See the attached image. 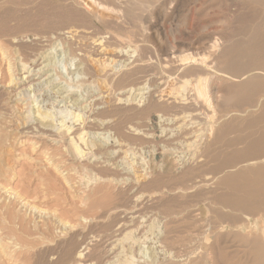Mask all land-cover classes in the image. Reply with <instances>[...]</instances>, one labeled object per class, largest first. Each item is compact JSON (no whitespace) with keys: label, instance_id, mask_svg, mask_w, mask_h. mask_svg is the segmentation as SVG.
Returning a JSON list of instances; mask_svg holds the SVG:
<instances>
[{"label":"bare ground","instance_id":"6f19581e","mask_svg":"<svg viewBox=\"0 0 264 264\" xmlns=\"http://www.w3.org/2000/svg\"><path fill=\"white\" fill-rule=\"evenodd\" d=\"M222 1H224L228 4V6L230 8V12H231L230 16H235L236 20H238V21H236V23H238V22L242 23L245 26V29H243V31L238 32V33H232L230 35L227 34V36H226V33L224 32L226 37L224 36V34L220 33L224 37H222L219 34L221 36V38H216V39H212L211 38L212 35L209 36L210 39H207V37H208L207 36L206 37L207 40H204V41L209 40L208 43L205 42L206 43L205 45L203 43L202 49H199V50H198V46L196 49H193L192 45H189L188 47H186V51L185 50H183L181 52L179 51L180 53H178L174 50L172 51L170 47H173V46L169 47L170 52H168V50H169L168 48H167L168 49L167 51L164 50V52L166 51L169 54H165L166 52L163 53L165 56L163 55L164 58H161V61L160 60L159 61L161 62V64L164 63L165 65L168 66L167 68H165V71L168 75V78H170L169 80H171L172 77L175 74H177L181 69H183V71H182L181 75L178 74L179 75L178 78H176V80H174L175 83L172 81L173 84L169 85V87L167 86L168 87L167 90L163 89V87L166 86V84H167L165 81L167 77L165 78V80L162 78V80L159 82L160 85L158 86L159 91H157L156 94L155 93L153 94V92L150 93V96L148 98V102L145 105V107L143 108V110L141 111V114L143 116L148 115V116H150L149 118L152 117V119H151L152 124L155 127L157 126V129H158V126H159V129H161V135L156 136V140H154V142H155L154 144H155L156 148L162 147L161 149L164 152H168V151H171L174 149V148L171 149L172 146L178 145V144L184 142V143H186V146L191 147L193 150L192 154H188V155H190V157H192V160H194L193 164H189L188 166H186L182 171H180L181 173L178 175L179 182H180V179H182V181L186 180V182H185L186 192H187L186 195H188V197L194 198L192 201L187 203L186 211H185L186 217L184 216L181 219V220H186L185 221L186 222V227H185L186 228V236H181V234L183 235V232H179L177 230V227L176 228L172 227V224L176 223L177 220L179 221V219L177 217L180 215H183L184 214L183 212L185 209L173 210L170 213H168L169 219L166 222V226L163 224V227L165 226V230H162V231H164V236H163V240H160V241H162V244L164 245V246L162 245V248H166V249L167 248L170 249V247L173 248L177 243L182 244V243H187V242L192 241V239L195 238L196 234H200L202 227L204 226V224L200 223L199 219L202 215H205V214H203V212H205V211H203V209L198 207L197 205L200 202H206L207 208L209 210V212L208 211H206V212L209 213V215H207V216L205 215L206 218L204 220L207 221L208 226H209L207 232H209L210 237L214 240L213 247L211 250V251H213L214 255H212V253L205 255L202 264H264V20L261 19V17H255V16H264V0H222ZM173 2H174V0H0V8H1V10H0V31H3L2 29H5V30L9 29L10 30V33L0 34V38L8 37L9 39H7V43H9L11 46L15 47L16 50L17 49L21 50V48L24 49V51L26 50L28 52V58H29L28 62H29V60H31L33 62L35 69H36L39 66L38 65L39 61L44 57V53H42L41 51H43L44 48H46L50 44H52V42L54 43L55 40L62 41V42L63 41L71 42V40H74L73 38L76 36H81V37L82 36L88 37L89 35L93 36V35H91L92 33L89 32L92 29L90 30V28H87V27L77 26V28H72L73 26H70V25H69L70 27L66 26L68 28H60L61 27L60 26L59 29L56 28V26L49 27V26H53L52 23L55 20L50 21L51 20L50 18H53V17L48 16L49 18L47 19L46 18L47 16L45 14L50 13V15H51V13H52V15H54V14L58 13V14H61L62 16H66L68 18V20H71L72 18H74L73 16H82L84 18V20L90 24H92L94 21H97V22H99V24L101 23L103 26H106L108 29H110L111 32H109V35H110L109 37H107L106 35H104V36L100 35L101 37L98 36L99 38H96L95 40H93L94 43L92 45L93 47L91 48L92 51L88 52L90 55L88 57H86V56L82 57L83 60L85 58L86 63H88V64L85 63L86 71H88L89 73H92V74L94 73L91 70V67H90L91 64L89 65V63H91V62L90 61L88 62V59L91 58L93 66L95 65L98 68V70H97L98 73L102 74L101 76H104L105 80L102 81V83H100V85L101 84L105 85V82L110 80L109 78L112 76V75L110 76L111 69H113V67H115V65H117L118 63L120 65L125 64V62L128 61L127 56L130 54H133L134 57H132V59L134 58V61L132 62V65L136 64L138 62L139 63L137 65H135L134 67H132L133 68L132 70L123 74V77L121 78V80L118 79V80H120L119 82L117 80V82L119 84L116 82L118 84V86L121 85L120 87H122L123 90L125 88L129 89L130 84L134 85V82L136 80H138V82H139V80H141V79H138V77L141 76L139 73L143 72L146 69L148 70L147 67L149 65L145 66L144 63L147 59H149V56L151 53L150 48H146V46H144V45H139V44L135 43L134 40H136L137 38L135 39L134 36L136 35V33H139V31H142L144 27L142 28L141 25L137 26L138 24H136L137 22L134 20L138 19L137 21H140L143 18L141 16H145V17L146 16H149V17L158 16L159 19L162 18L163 20H165L168 16H171V14L173 13L170 11L172 9V7H169V6H171V4ZM207 4H208V2H207ZM9 5H11L12 7H9ZM180 5L181 4H179V6ZM222 7H224V6H222ZM175 8H176V5H175ZM182 8H183V6H182ZM224 9H225V7H224ZM178 10L176 12H178ZM181 11H183V10L181 9L180 12ZM226 11L229 12L228 10H226ZM183 12H182V14H184ZM138 14L140 15L141 19L136 18V19L132 20L133 22H136V23H134L136 25H134V24H132L133 22L131 21V19L134 16L137 17ZM185 14H186V12H185ZM175 15H178V14L176 13ZM35 16H39L40 19H42L43 16L45 18L42 19L43 21H39L38 23L33 24L32 22L38 18V17L35 18ZM55 16H56V19L61 17V16L57 17V15H55ZM53 19H55V18H53ZM27 20H30L31 23L29 21L27 22ZM145 20H144V23L142 22L143 19L141 21L143 26H145L147 24L146 22H149L148 20L145 22ZM166 21L168 22L170 20H166ZM225 21H228V20L225 19ZM87 22H85V23H87ZM161 22H158V23H161ZM171 22H173V21H171ZM28 23H30V24L28 25ZM129 23H131L132 26L131 25L130 26L132 28L134 26V28H136V30H138V31L134 32V29L132 30L131 27H129V26L127 27V24H129ZM30 25H32L34 27V29L32 31L27 29V28H31V27H29ZM55 25H58V23ZM187 26H189V25H187ZM90 27H92V26H90ZM157 27L159 28V24ZM54 28H55V30H53ZM49 29H51L52 32L47 31ZM108 29H107V31H108ZM170 29H172V28L170 27ZM237 29H238V27H237ZM121 30H125V34H122L123 31L121 32ZM163 30H164V27H163ZM153 31H155V30H153ZM156 31H157V29H156ZM31 32H33V33H31ZM93 32H94V29H93ZM161 32H162V34L160 33V31H158L157 33L155 32L157 35L156 37H158V40L161 43L160 45H158V46H160V50H162L161 49L162 46H164L163 49H165V47L169 46V45L165 46L166 42L168 40H166V42H165V39H162L161 35H163L164 31L161 30ZM167 32H168V30H167ZM171 32H172V30H171ZM178 33H175V34H178ZM104 34H106V33H104ZM167 34H169V32ZM137 35H139V34H137ZM213 35L215 36V34H213ZM214 36H213V38H215ZM217 36H218V34H217ZM133 37H134V40L132 39ZM165 37L167 39V37H169V36H165ZM90 38H92V37H90ZM94 38L95 37H93V39ZM85 39H86V37H85ZM252 39H253V41L249 42ZM145 40H147V37ZM137 42H138V40H137ZM151 42H152V40H151ZM151 42L147 43V44H151ZM156 42H158V41H156ZM168 42H167V44H169ZM45 43H46V45H45ZM187 44H188V42H187ZM187 44L185 46H187ZM194 45H196V44H194ZM182 46H184V45H182ZM74 47H75V45H74ZM86 48H88V46ZM153 49H154V47H153ZM191 49L198 50V52L196 54H193V53L192 54H186L189 51H191ZM88 50H90V49L88 48ZM155 50H156V48H155ZM85 51H86V49H85ZM177 51H178V49H177ZM160 52H162V51H160ZM153 53L154 52H152L151 54H153ZM158 53H159V51L157 52V54ZM151 57H152V55H151ZM159 57H161V55ZM129 59H131V58H129ZM150 61H151V58H150ZM156 61H154V62H156ZM40 62H42V60ZM19 65L22 66V67L21 66L20 67L22 68L23 71L28 73L27 76H25L23 74L24 76H21L22 78L19 77V78H21L19 84L20 85H29L30 82L32 83V81L35 83V81H34L35 78L30 76L29 72L26 71V68L28 67L27 66L28 63L20 62ZM126 65H129V64H126ZM126 65H125V67H126ZM129 66H131V65H129ZM157 67H159V66H157ZM151 68L149 67V69H151ZM160 68H161V66H160ZM27 69H29V68H27ZM42 69L44 70V68H41L39 70V72H41V74H43V75H46V72L44 73V71ZM81 69H83V68H81ZM153 69H155V68L153 67ZM84 72H83V74H84ZM115 73H117V71ZM149 73H151V72H148L147 75ZM36 74H38V73H36ZM138 74H139V76H138ZM143 74H142V77H144ZM33 75H35V74H33ZM37 76H39V75H37ZM112 77L115 78V76H112ZM146 79H144V80H146ZM45 80H47V79H45ZM136 82H135V84H136ZM189 82H191V84H192V86L190 85V88L188 86ZM34 83L29 86L30 89H32L31 87L34 85ZM107 83H109V82H107ZM145 83H147V82H145ZM117 84H116V86H117ZM97 86H99V85H97ZM118 86H117V88H118ZM139 86H142V85H139ZM103 87L106 88V85ZM144 88L142 86V87H138L136 90L141 91ZM104 90L107 91V89H104ZM115 90L119 92V90H117L116 88H115ZM153 90L155 91V89H153ZM121 91H122V89H121ZM124 91H126V89ZM127 91L129 92V90H127ZM3 92H5V91H3ZM123 93L125 94V92H123ZM1 94H4V93H1ZM106 94L104 93L103 95H106ZM123 101H124V99H123ZM111 103L112 102H110V104ZM116 103H118V104H115V101H114V103H112V104H115V106L113 105L114 107L117 106V108L119 107L120 109H123V110L127 109V107L125 106V104L127 102L125 104H123L122 100H117ZM96 104H98V103H96ZM128 104H130V103H128ZM104 107H106V106H104ZM112 109H114V108H112ZM130 109L132 110V108H130ZM128 111H129V109H128ZM126 112L127 111H125L123 113H126ZM120 113H121V111H120ZM123 113H122V115L124 116ZM37 114H36V116H39L38 117L39 122L38 121L37 122L40 125L39 129L41 128L42 134L55 137V138H57V140L59 138L62 139L65 143L64 145L67 147L66 149L69 150L71 157H73L74 160H77V162H79L78 160H82V162H83V161L87 160V158L88 159L91 158V157H89L90 154H92V152L90 153V151L94 145L91 146V144L93 143L92 142L90 144V146H91V148H90L89 144L87 143V141H88L87 137L89 135L88 130H90L92 128L98 129V127L100 128V126H105L106 128H111L109 120L108 121L100 120L98 117H96L93 120L91 119L92 121L90 120V122L89 121L86 122L83 120L84 119L83 118L82 120H78L79 122H82V124H80V125L83 126V128L81 126V129L79 131H73V128L71 127L72 125L71 126L69 125L70 127H68V126H66V125L64 126L62 124L64 126V128L63 129L60 128V129H62L61 131L58 129L59 132H57L55 134V131H57L56 130L57 128H55L56 126L52 125L53 121L51 122V119H52L51 116H53L52 115L53 113L45 115V114H42L40 111H38ZM116 114H119V112ZM138 114H139V112H138ZM83 116H85V115H83ZM139 116H140V114H139ZM120 117H121V115H120ZM124 117H126V115ZM137 117H138V115H137ZM167 117H168V119H166ZM116 118H117V115H116ZM141 118H144V117H141ZM149 118H148V120H149ZM164 118H165V120H164ZM75 119H77V118H75ZM121 119H123V118L121 117ZM121 119H120V123H121ZM46 120L48 122H44ZM112 120H114V119H112ZM187 120L192 122L191 125L193 127L190 128L189 125H187L185 129H183V130L181 129L176 134L170 133L172 131H170L168 127H170L172 125L173 127L177 126L176 128H179L180 123L181 122L186 123ZM166 121H168L170 123H167ZM142 123L144 124L143 121H142ZM185 123L183 125H185ZM127 124H128V122H127ZM140 124H141V122H140ZM112 125H114V124H112ZM128 125H130V124H128ZM117 127L115 126V128H117L116 130H118V132L121 134V136H124V134L127 131L123 134V127L121 124H118ZM142 127H144V125L143 126L136 125L133 128L129 127L130 128L129 130H131V131H129L130 134L128 136L135 138V139H137V138H141V139H145V140L151 139L150 138L151 134L148 135L147 132H146V134H140V129ZM151 128H154V127H151ZM158 134H160V132ZM200 134H201V137H200ZM45 137H47V136H45ZM52 137H51V140H52ZM199 138H201L200 141H198ZM149 143H150V141H149ZM62 145L63 144L60 145L61 149H65V148H62ZM189 147H187V148H189ZM97 148H98V145H97ZM119 148H120V152H122L123 154H127L128 151H124V148H126V147H124L122 144H120ZM66 149H65V152H66ZM94 149H96V148H94ZM175 149H177V148H175ZM87 150L88 151L90 150L89 153L87 152ZM156 150H159V149H156ZM156 150H155V152H156ZM178 150H179V148H178ZM180 150H182V149H180ZM108 151H109V149H108ZM108 151L106 150V154L108 153ZM69 153H68V155H69ZM109 153H112L111 150L109 151ZM95 154L96 153L94 152V154H92V155H95ZM106 154H103V156ZM106 156H104V158H106ZM169 156H171V155H169ZM67 158H68V156H67ZM92 158H91V160H92ZM108 158H109V155H108ZM94 159H96V158H94ZM187 159H186V162H187ZM92 162H94V161L92 160ZM181 162H183V161H181ZM111 165L109 164V166H111ZM176 165H178V164H176ZM93 166H95V165H93ZM99 166H101V165H99ZM179 166H181V163ZM183 166H184V164H183ZM106 167H108V166H106ZM155 167H157V166H155ZM173 167L172 166L169 167V168H171L170 171H172V172H174ZM79 168H81V167H79ZM74 169H76V168L74 167ZM68 170L69 169H67L65 171H68ZM86 170H88V169H86ZM114 170H116V169H114ZM170 171H168V172L170 173ZM103 172H104V170H103ZM175 172H177V171H175ZM112 173H114V172H111V174ZM159 174H160V172H159ZM173 174H175V173H173ZM173 174L170 173L169 178L170 177L173 178V176H174ZM83 175H84V173H83ZM105 176H108V175H105ZM142 176L139 177V176L134 175V177H136V179L135 178L134 179L139 182ZM176 176H175V179H176ZM96 177H98V176H96ZM151 177H152V174H151ZM163 177H162V179H160L158 176V178L151 179V180L149 179L150 178L149 177V178H147V179H149L148 182H144V183L140 184V185H143V188L145 190L146 189L150 190V191L154 190L156 192L158 191V193L161 192L162 195H161V193H160V195L157 193L158 195L154 196L155 197L154 199H156V200L158 199L161 202L165 199V195L168 193L167 192L165 194L164 189H169L170 191L174 190V187H169L168 184L167 185L164 184ZM91 178H93V177L91 176ZM164 178H166V176ZM101 179H102V177H101ZM79 180H81V179H79ZM72 181H74V180H72ZM169 181H170V179H169ZM138 182H137V184H138ZM171 182L173 183V181H171ZM175 182H176V180H175ZM101 183H103V182H101ZM212 183H216V186L212 187V185H211ZM112 185H110V186H112ZM177 187H179V186H177ZM180 188H182V187H180ZM180 188H179V190H180ZM175 189H177V188H175ZM192 190L193 191L196 190L195 194L191 193ZM141 193H143V192H140V194ZM180 193H182V192H180ZM189 193H191V194L189 195ZM182 194H184V193H182ZM147 195H150V194H147ZM128 196H130V193ZM118 198H120V196ZM139 198H141V197H139ZM175 199L177 200L179 198H175ZM183 200H181V201H183ZM102 201H104V199ZM86 202H87V198H86ZM89 202H91L90 199H89ZM120 202H123V199ZM100 203H101V201H100ZM102 203H105V202H102ZM106 203H108V202H106ZM106 203H105V205H106ZM117 203H118V201H117ZM167 203L164 202L163 205H165V204L167 205ZM92 205H94V204H92ZM125 205H126V203H125ZM182 205H184V204H182ZM82 207H83V204H82ZM95 207H96V205H95ZM110 207L108 208V210L106 209V212L102 213L101 216L98 215V216H100L99 217L100 222H103L102 224H104L103 219L105 218V216L111 218L109 221L107 220L108 222H106V224H104V226H102V230L100 231L102 235L101 234L99 235V233H96L97 236H95L94 239H96V237L98 238V240H99L98 244H95V245L87 244L86 245L85 233H84V237H83L82 233H77V232L71 233L72 235L70 236L69 239H64V238H66V236H65L66 234L65 235L61 234L63 236V239L61 241L58 240L59 241L58 243L56 242L57 243L56 247H53L51 249L48 248L45 252V254L48 255L47 263L48 264H109L111 261H114V260H112L111 256L113 254L115 255V253H116L115 250H117V249L113 245L114 243L111 244L110 241L114 240L115 238H118V235H117L118 233L116 234V232H111V229H114L113 227L116 224H120L124 221V219L121 218V216L125 212L122 210H119L118 209L119 206L115 207L114 209H112V207L111 208ZM168 207H169V205H168ZM207 208H206V210H207ZM95 209H97V207ZM155 209H157V208L155 207ZM98 210H99V208H98ZM103 210H104V208H103ZM5 214L4 215L2 214V215L5 216ZM9 216H10V214H9ZM14 216H16V215H14ZM95 217L97 219V216H95ZM202 217H204V216H202ZM4 218H6V217H4ZM66 218L67 217H65V219ZM91 218H93V217H91ZM9 219H11V218H9ZM157 219H159V218H157ZM8 221L10 222V220H8ZM12 221H13V218H12L11 222ZM60 221H61V219H60ZM10 223H8L9 226H10ZM61 223H62V221H61ZM78 223L80 225V222H78ZM162 223H164V222H162ZM73 224H75V223H73ZM95 224H96V222H95ZM124 224H126V222L123 223V226H124ZM155 225H156V223H155ZM59 226H58V228H59ZM80 228H81V226H80ZM4 229H7V228H4ZM4 229H1V230L3 231ZM55 229H56V227H55ZM73 229L75 230L76 228H73ZM79 230H81V229H79ZM90 230H93V229H90ZM122 230H124L123 227H122ZM126 230H125V232H126ZM84 231H85V229H84ZM175 231L178 232L180 234V236H178V237L175 236ZM70 232H72V231H70ZM16 233H17V231H16ZM24 233H25V231H24ZM50 233H53V231ZM60 233H61V231H60ZM145 233H146V231H145ZM2 234H3V232H2ZM22 234H23V232H22ZM59 234H57V235L59 236ZM96 234H94V235H96ZM159 234H160V232H159ZM203 234H205V233H203ZM53 235H56V234H53ZM77 235L83 237V239L77 240ZM19 236H20V233H19ZM36 236H40V235H36ZM92 236L93 235H91L90 237H92ZM46 237H48V236H46ZM49 237H48V240H49ZM59 238H56V239H59ZM199 238H202V237L199 236ZM3 239H2V241H3ZM88 239H89V237H88ZM121 239H122V237H121ZM238 239H239V241H238L239 247L237 246L236 250H233L230 257H228L226 259H223L221 256L219 257V255L217 254L216 251H218V249L221 247V245L223 243L225 244L226 242H230V241L233 242V241L238 240ZM8 240H11V239H7V241ZM17 240H18V238H17ZM42 240H43V238H42ZM52 240H53V238H52ZM52 240H51V242H52ZM4 241H6V240H4ZM7 241H6V243H8ZM22 241H23V239H22ZM91 241H92V239H91ZM136 241H135V243H137ZM141 241L142 240H140L138 242H141ZM51 242H50V244H51ZM87 242H89V241H87ZM92 242H94V241H92ZM109 242H110V244H109ZM113 242H116V241H113ZM3 243H5V242H3ZM34 243H35V241H34ZM89 243H91V242H89ZM5 244H4V246H5ZM9 245H10V247H12V244H9ZM43 245H44V243H43ZM83 245L84 246L86 245V247L84 248ZM4 246H3V248H4ZM179 246H182V245H179ZM6 247H7V245H6ZM10 247H9L8 254H6V255H11V254H9L10 250L13 252V250L15 248V246H13V249H11ZM133 247L134 246H130V245L128 246V250L131 252L129 253L128 256L125 255L126 258H123L121 256L123 254L118 253L122 257V259H125V260L118 261V262L117 261L111 262L110 264H174L173 263L174 261L171 258L169 251L166 252L167 250L162 251V254H163V252H166L165 253L166 256H164L163 259L154 260V261L150 262L152 258L155 259L154 258L155 256H152V258L149 261L150 263H148V262L146 263L145 261L144 262L143 261L142 262L141 261H135V258H136L135 255L137 254V251H136V254L132 253V250L134 249ZM135 247H136V245H135ZM162 248H161V250H163ZM200 248H201V245H200ZM184 249H186V248H184ZM197 249L200 250L199 248H197ZM123 250H125V249H123ZM170 250H172V249H170ZM187 250H188V248H187ZM3 251H5V249H3ZM33 251H35V250H33ZM129 251H127V253ZM174 251H178V250H174ZM15 252H13V253H15ZM20 252H21V250H20ZM5 253L6 252H4V254ZM18 253H19V251H18ZM4 254L1 256H4ZM36 254H37V252H36ZM173 254H172V256H173ZM188 254H190V253H188ZM17 255L19 257V254H17ZM159 256L161 257V255H158L157 259ZM176 256H177V254H176ZM187 256L188 255L186 254V258H187ZM174 257H175V255H174ZM178 257H179V255H178ZM16 258H17V256H16ZM22 258H23V255H22ZM142 258H144V257H142ZM4 259L5 258L3 257L2 260H4ZM182 259H184V258H182ZM138 260H141V259L138 258ZM16 261H18V260H16ZM180 261H182V260H180ZM180 261H175V262H177L176 264H179ZM26 262H28V261H26ZM19 264H21V263H19ZM192 264H201V263H200V261H194Z\"/></svg>","mask_w":264,"mask_h":264},{"label":"rangeland","instance_id":"374dc122","mask_svg":"<svg viewBox=\"0 0 264 264\" xmlns=\"http://www.w3.org/2000/svg\"><path fill=\"white\" fill-rule=\"evenodd\" d=\"M207 2H208V4H207ZM179 4H181V5L179 6ZM175 5H176V8H175ZM182 6H183V8L185 6L186 7L183 9ZM222 6H224L225 9ZM9 7H12V6L9 5ZM169 7H172V9L170 10L171 12H173L171 14L172 17L168 16L165 20H163L162 18L159 19L158 16H153V17L141 16V17H143L142 18L143 21H142L139 14H138L139 16L138 15H137V17L134 16L131 19V21L136 19V18L141 19L140 21H137L138 19L134 20L137 23L132 21L133 22L132 24L136 23V24H138L137 26L141 25L142 28L144 27L142 31H139V33H136V35L137 34H139V35L134 36L135 39L136 38L137 39L134 40V37L132 39L135 41L136 44L144 45V46H146V48H150L151 49L150 52L151 53L154 52L153 53L154 55L150 53L149 59H147L148 61L146 60L144 63L145 66L149 65L147 67L148 70L146 69L143 72H140L139 74L141 76H139V74H138L139 77L137 76L138 79H141L142 81L139 80V82H138V80H136L137 81V82L135 81L136 84L134 82V85L130 84L129 89L125 88L126 91H124L125 89L123 90V88L120 87L121 85L118 86V84H119L118 82L123 77V74L132 70L133 69L132 67H134L135 65H137L139 63L138 62V63L132 65V62L134 61V58L132 59V57H134L133 54H130L127 56L128 61H126L125 64L120 65L118 63L117 65H115V67H113V69H111L110 76L111 75L115 76V78L111 76L109 78L110 80H108V81L106 80L107 82H109V83L105 82L106 88L103 87L105 85H102V84L100 85V83H102V81H104L105 79H104V76H101L102 74L98 73V71H97L98 68L95 65L93 66L91 58L90 59L87 58V59H88V62L89 61L91 62V63H89V65L91 64L90 67L94 73L92 74V73H89L88 71H86V65H85L86 61H85V58L83 60L82 57L83 56L88 57L90 55L88 52L92 51L91 48L93 47L92 46L94 43L93 40L101 37L100 35H103V36L106 35L107 37H109L110 36L109 32H111L110 29H108L106 26H103L101 23L99 24V22H97V21H94L93 22L94 24L93 23L90 24L87 21H85L82 16H73L74 18H72L71 20H68V18L66 16H62L61 14H58V13H56V14L53 13L54 15H52V13H51V15H50V13L45 14L47 16L46 17L47 19L49 18L48 16L55 18V19L50 18L51 19L50 21H53V20H55V21H53V23H52L53 26H49V27L56 26V28H58V29L60 26H61L60 28H68L70 26H73L72 28H77V26L87 27V28H90V30L92 29L89 32H91L92 33L91 35H93V36H90V35L88 37L87 36H82V37L76 36L73 38L76 42L74 40H71V42H67V41L62 42V41L55 40L54 43L52 42V44H50L48 47L44 48L43 51H41L42 53H44V57L41 59L42 62H40L41 60L39 61V64H38L39 66L36 69H35L33 62L31 60H29V62H28L29 58H28V52L26 50L24 51V49H22V48H21V50H19V49L16 50L15 47H13L9 43H7V39H9L8 37L0 38V43H1L0 44V95H1L0 96L1 97L0 98V256L3 255L4 252H6L4 254V256L0 257L1 263L3 262L4 264H19V263H21V264H40V263L41 264H48L47 263L48 255L45 254L46 250L48 248L51 249L53 247H56L57 243L59 242L58 240L61 241L63 239L62 235H65V234H66L65 235L66 238H64V239H69L70 236L72 235L71 233H76V232L82 233L83 237H84V233H85L86 245L87 244H90V245L98 244V242H99L98 238L96 237V239H94L95 236H97L96 233H99V235H100L101 234L100 231L102 230V226H104V224H106V222H108L111 219V218L105 216V218H104L105 220L103 219L104 224H102L103 222H100L99 217L101 216L102 213L106 212V209L108 210V208L110 206L112 207V209L119 206L118 209L125 212L121 216V218H123L124 221L120 224H116L113 227L114 229H111V232H116V234L118 233L117 234L118 238H115L114 240L110 241L111 244L114 243L113 245L117 249V250H115V252H116L115 255L113 254L111 256L112 260H114L111 262H116V261L118 262V261L125 260V259H122V257L126 258L125 255L128 256L129 253L131 252L128 250L129 245L134 246L132 253L136 254V251H137V254L135 255V257H136L135 261H141V262L145 261L146 263L147 262L150 263L154 260L163 259V257L166 256L165 253L168 251L170 253L171 258L174 261L173 262L174 264L177 263L175 261H180V260H182V261H180L179 264H192L194 261H200V263L202 264L205 255L210 254V253H212V255H214L213 251H211L212 247H213L214 240L210 237L209 232H207L209 226H208L207 221L204 220L206 218V216L209 215V213L206 212V211L209 212L207 205H206V202H200L197 205L198 207L202 208L203 211H205V212H203V214L206 215V216L202 215L204 217L201 216L199 219L200 223L204 224L200 234H196L195 238H193L192 241H190V242L182 243V244L177 243L173 247L174 249L170 247V249H172V250H170L169 248H167V249L162 248L163 244H162V241H160V240H163V236H164V231H162V230H165L166 222L169 219L168 213H170L171 211L179 210V209H185L183 212L184 214L177 217L179 219V221L177 220L176 223L172 224V227L173 228L177 227V230L179 232H183V235L181 234V236H186V228H185L186 227V222H185L186 220H181V219L184 216L186 217L185 211H186L187 203L192 201L194 198L188 197V195H186V193H187L186 192V184H185L186 180L182 181V179H180V182H179L178 175L181 173L180 171H182L186 166H188L189 164H193L194 160H192V157H190V155H188V154H192L193 150L191 147L186 146V143H184V142L180 143L181 145L178 144V145L172 146L171 149H173V148L174 149L171 151H168V152H164L161 149L162 147L156 148L155 144H154L155 143L154 140H156V136L161 135V129H159V126L157 129V126L155 127L152 124V121H151L152 117L149 118L150 116H148V115L143 116L141 114V111L143 110V108L147 104L150 93L153 92V94L154 93L156 94V92L159 91L158 86L160 85L159 82L162 80V78L165 80V78L167 77L165 80L167 84H166V86L163 87V89L167 90L169 85L173 84L172 81L174 82V80H176V78H178V76L181 75V73L183 71V69H181L180 70L181 72L179 71L177 74H175L172 77L171 80H169L170 78H168V75L165 71V68H167L168 66L165 65L164 63L161 64V62H160L161 58H164V56H165L163 53H165L168 49H169L168 52H170V48L172 51L174 50V51L180 53L183 50L186 51V47H188L189 45H192L193 49H196L198 46V50H199V49H202L203 43H204V45L206 44L205 42L208 43L209 40L208 41H204V40L210 39V37H209L210 35H212V37H211L212 39L221 38V36L222 37L225 36V33L227 36V34L230 35L232 33L241 32V31H243V29H245V26L240 22L236 23V21H238V20H236L235 16H230V14H231L230 8H229L228 4L222 0H203V1L202 0H198V1L197 0H174V2ZM181 9L184 12L183 11L180 12ZM0 10H1V8H0ZM177 10L179 13L176 12ZM226 10H228L229 12H227ZM182 12L184 14L186 12V14L184 15V14H182ZM176 13L178 15H175ZM55 15H57V17L58 16H61V17L56 19ZM36 17H38V18L35 19ZM255 17H261V19L264 20V16H255ZM35 18H34L35 20L32 22L33 24H36L39 21H43L42 19L45 17L43 16V18L40 19L39 16H35ZM225 19H227L228 21H225ZM144 20H145V22L147 20L149 21V22H146L147 23L146 25L144 24L145 26H143V24H142V22L144 23ZM166 20H170V21L167 22ZM28 21L30 22V20H27V22ZM171 21H173V22H171ZM56 22L58 23V25H55V24H57ZM85 22H87L88 24ZM158 22H161V23H158ZM30 23H28V25ZM136 24H134V25H136ZM158 24H159V28L157 27ZM130 25H131V23L127 24V27L132 26V25L131 26ZM161 25L164 27V30H163V27ZM187 25H189V26H187ZM66 26H68V27H66ZM90 26H92V27H90ZM29 27H31V28H27V27L26 28L29 29L30 31H32L34 29V27L32 25H30ZM170 27L172 29H170ZM237 27H238V29H237ZM93 29H94V32H93ZM107 29H108V31H107ZM133 29H134V32L138 31V30H136V28H134V26H133L132 30ZM156 29H157V31H156ZM2 30L3 31H0V34L10 33L9 29L8 30L2 29ZM50 30L51 29H49L47 31L52 32V30L51 31ZM53 30H55V28ZM153 30H155V31H153ZM161 30L164 31L163 35H161L162 39H165V42H166V40L169 41V42L167 41L169 44H167V42H166V45H165V46H167V45H169V46L165 47V49H163L164 46H162V48H161L162 50H160V46H158L161 43L159 42L158 37H156L157 36L156 33L158 31H160V33L162 34ZM167 30H168L169 34H167L168 33ZM171 30H172V32H171ZM121 32H122V34H125V30H121ZM31 33H33V32H31ZM104 33H106V34H104ZM175 33H178V34H175ZM220 33L224 34V36L221 35ZM213 34H215V36ZM217 34H218V36H217ZM165 36H169V37H167V39H166ZM213 36L215 38H213ZM85 37H86V39H85ZM90 37H92V38H90ZM93 37H95V38L93 39ZM146 37H147V40H145ZM206 37H207V39H206ZM149 38L152 40V42ZM137 40H138V42H137ZM156 41H158V42H156ZM252 41H253V39L250 40L249 42H252ZM150 42H151V44H147ZM187 42H188V44H187ZM186 44H187V46H185ZM194 44H196V45H194ZM45 45H46V43H45ZM74 45H75V47H74ZM182 45H184V46H182ZM87 46L90 50H88V48H86ZM170 46H173V47H170ZM153 47H154V49H153ZM155 48H156V50H155ZM85 49H86V51H85ZM177 49H178V51H177ZM193 49H191V51H189L186 54H192V53L196 54L198 52V50H193ZM164 50H166V51L164 52ZM158 51H159V53L157 54ZM160 51H162V52H160ZM165 54H169V53L166 52ZM151 55H152V57H151ZM160 55H161V57H159ZM129 58H131V59H129ZM150 58H151V61H150ZM19 61L24 62V63H28L27 68H29V69L26 68V71L29 72L30 76L35 78L34 81L36 84L38 83L37 85L33 81H32V83L30 82L29 85H20L19 84L20 79L22 78L21 76H24V75L27 76V74H28L22 70V68H21L22 66L19 65L20 64ZM154 61H156V62H154ZM86 64H88V63H86ZM126 64H129L131 66L126 65ZM125 65H126V67H125ZM157 66H159V67H157ZM160 66H161V68H160ZM80 67L83 69H81ZM149 67L150 68L152 67V68L149 69ZM153 67L155 69H153ZM41 68H44V70L43 69L42 70L44 71V73L46 72V75H43V74H41V72H39V70ZM116 71H117V73H115ZM83 72L85 75L83 74ZM148 72H151V73H149L147 75ZM36 73H38V74H36ZM33 74H35V75H33ZM142 74L144 77H142ZM37 75H39V76H37ZM19 77H21V78H19ZM45 79H47V80H45ZM118 79H120V80H118ZM144 79H146V80H144ZM117 80H118V82H117ZM143 80L147 83H145ZM33 83H34V85L31 87L32 89H30L29 86ZM116 84H117L118 88H117ZM138 84L142 85L143 88L145 87L144 88L145 90L143 89L141 91H137L136 89L138 87H142V86H139ZM97 85H99V86H97ZM190 85L192 86L191 82H189V84H188L189 88H190ZM115 88L117 90H119V92L116 91ZM104 89H107V91ZM121 89H122V91H121ZM153 89H155V91ZM127 90H129V92ZM3 91H5L6 93ZM123 92H125V94L127 96ZM1 93H4V94H1ZM104 93L105 94L107 93V94L103 95ZM123 99H124V101H123ZM117 100H122L123 104H125L127 102L126 103L127 105L125 104L127 109L123 110V109H120L119 107L117 108V106L114 107L115 104H118V103H116ZM114 101H115V104H112V103H114ZM110 102H112V103L110 104ZM96 103H98V104H96ZM128 103H130V104H128ZM104 106H106V107H104ZM129 107L132 108V110ZM112 108H114V109H112ZM128 109H129V111H128ZM38 111H40L42 114H45V115L53 113L52 114L53 116H51V118L53 119V120L51 119V122L53 121L52 122L53 124L52 123L51 124L53 126H56L55 128H57L56 129L57 131L54 130L55 134L57 132H59V130L61 131L65 125L68 127H70L72 125L71 127L73 128V131H79L81 129L82 125H80V124H82V122H79L78 120H82L83 118H84L83 120L86 122H88V121L90 122L91 119L93 120L96 117H98L100 120H105V121L109 120L111 128H106L105 126H100V128L98 127V129L92 128V129H90L91 131L88 130L89 135L87 137V140H88L87 143L89 144L90 148L92 145H94L93 147L96 148V149H94L92 147L91 151L89 150L90 153L92 152V154H94V152H95L97 154V155L96 154L95 155L90 154V156H89L91 158L93 157L92 160L94 162H92L91 158H89V159L87 158L88 161L85 160L82 162V160H78L79 162H77V160H74L73 157H71V154L69 153V150L66 149L67 147L64 145L65 143L62 139L59 138L57 140V138H55V137H52L49 135H43L41 128L39 129V126H40L38 123L39 122L38 121L39 116H36ZM120 111H121V113H120ZM122 111L123 112L127 111V112L123 113ZM118 112H119V114H116ZM138 112H139L140 116H139ZM122 113L124 114V116L126 115V117H124L122 115ZM83 115H85V116H83ZM116 115H117V118H116ZM120 115L123 119H121ZM137 115H138V117H137ZM141 117H144V118H141ZM75 118H77V119H75ZM148 118H149V120H148ZM112 119H114V120H112ZM120 119H121V123H120ZM166 119H168V117ZM164 120H165V118H164ZM142 121L144 122V124L142 123ZM44 122H48V121L46 120ZM127 122L130 125H128ZM140 122H141V124H140ZM166 122L170 123L168 121H166ZM184 123L185 122H181L179 125L180 126L179 128H176L177 126L173 127L172 125L170 127H168L169 130L172 131L170 133L176 134L181 129L182 130L185 129L187 125H189L190 128L193 127L191 125L192 122H190L189 120L186 121L185 125H183ZM112 124H114V125H112ZM118 124L122 125L123 134L126 131H127L126 132L127 134L125 133L124 136H121V134L118 132V130H116L118 128L117 127ZM136 125H141V126L144 125V127H142L140 129V134H146V132H147L148 135L151 134V136H150L151 139L145 140V139H141V138L135 139V138L129 137L128 136L130 134L129 131H131V130H129L130 129L129 127L133 128ZM115 126L117 128H115ZM151 127H154V128H151ZM60 128H62V129H60ZM82 128H83V126H82ZM159 132H160V134H158ZM45 136H47V137H45ZM51 137H52V140H51ZM200 137H201V134H200ZM200 140H201V138H199L198 141H200ZM149 141H150V143H149ZM61 144H63L62 148H65L66 152H65V149H61V146H60ZM90 144H91V146H90ZM96 144L98 145V148H97ZM120 144H122L124 147H126V148H124V151H128L127 154H123L122 152H120V148H119ZM187 147H189V148H187ZM175 148H177V149H175ZM178 148H179V150H178ZM108 149H109V151L111 150L112 153H109ZM156 149H159V150H156ZM180 149H182L183 151ZM106 150L108 151L107 154H106ZM155 150H156V152H155ZM89 151L87 150L88 153H89ZM68 153H69V155H68ZM103 154L107 155V156L104 155V156H106V158H104ZM108 155H109V158H108ZM169 155H171V156H169ZM67 156H68V158H67ZM94 158H96V159H94ZM186 159H187V162H186ZM181 161H183V162H181ZM180 163H181V166H179ZM109 164L110 165L112 164V165L109 166ZM176 164H178V165H176ZM183 164H184V166H183ZM93 165H95V166H93ZM99 165H101V166H99ZM170 165L172 167L175 165L173 167L174 169L172 168L174 170V172L170 171V169H171V168H169V167H171ZM106 166H108V167H106ZM155 166H157V167H155ZM74 167L76 169H74ZM79 167H81V168H79ZM85 168L88 170H86ZM67 169H69V170L65 171ZM114 169H116V170H114ZM103 170H104V172H103ZM168 171H170L171 174L175 173V174H173L174 179L171 177L169 178L170 173ZM175 171H177V172H175ZM82 172L84 173V175ZM111 172H114V173L111 174ZM159 172H160V174H159ZM151 174H152V177H151ZM105 175H108V176H105ZM134 175L139 176V177L142 175L143 176L141 177L140 181L138 182L135 180L136 177H134ZM164 175L166 176V178H164L165 177ZM91 176L93 178H91ZM96 176H98V177H96ZM158 176L160 179H162V177L164 176L163 182L165 185L168 184L169 187H174V190H172V191H170L169 189H164L165 194L167 192L169 194L167 193L165 195V199L162 202L159 201L158 199H157L158 201L156 199H154L155 198L154 196H156L158 194L160 195L161 192L158 193V191L156 192L154 190H151V191L147 190V189L145 190L143 188V185H140L144 182H148L149 179L151 180V179L158 178ZM175 176H176V179H175ZM101 177H102V179H101ZM147 178H149V179H147ZM79 179H81V180H79ZM169 179H170V181H169ZM72 180H74V181H72ZM175 180H176V182H175ZM171 181H173V183ZM81 182L82 183L84 182V183L82 184ZM101 182H103V183H101ZM137 182H138V184H137ZM110 185H112V186H110ZM211 185H212V187L216 186V183H212ZM177 186H179V187H177ZM180 187H182V188H180ZM175 188H177V189H175ZM179 188H180V190H179ZM192 191H191V193L195 194L196 190L193 191L194 193ZM140 192H143V193L140 194ZM180 192H182L184 194H182ZM129 193H130V196H128ZM191 193H189V195ZM147 194H150V195H147ZM161 195H162V193H161ZM106 196L107 197L109 196V197L107 198ZM119 196H120V198H118ZM139 197H141V198H139ZM86 198H87V202H86ZM88 198L90 199L91 202H89ZM121 198L123 199V202H120V201H122ZM175 198H179V199L176 200ZM103 199H104V201H102ZM181 200H183V201H181ZM100 201H101V203H100ZM117 201H118V203H117ZM102 202H105V203L108 202V203H106V205H105V203H102ZM164 202L165 203L168 202L167 205L166 204L163 205ZM125 203H126V205H125ZM82 204H83V207H82ZM92 204H94V205H92ZM182 204H184V205H182ZM95 205H96L97 209H95L96 208ZM168 205H169V207H168ZM154 206L157 209H155ZM102 207L104 208V210ZM98 208H99V210H98ZM206 208H207V210H206ZM2 214L3 215L5 214V216H3ZM9 214H10V216H9ZM14 215H16V216H14ZM98 215H100V216H98ZM95 216H97L98 220L96 219ZM4 217H6V218H4ZM65 217H67V218L65 219ZM91 217H93V218H91ZM9 218H11V219H9ZM12 218H13L14 222L13 221L11 222ZM157 218H159V219H157ZM60 219H61L62 223H61ZM8 220H10L11 223ZM78 222H80V225ZM95 222H96V224H95ZM125 222H126V224H124V226H123V223H125ZM162 222H164V223H162ZM8 223H10V226ZM73 223H75V224H73ZM155 223H156V225H155ZM163 224L165 225L164 227H163ZM58 226H59V228H58ZM80 226H81V228H80ZM55 227H56V229H55ZM72 227L76 228V229L74 230ZM122 227L124 230H122ZM4 228H7V229H4ZM1 229H4V230L2 231ZM79 229H81V230H79ZM84 229H85V231H84ZM90 229H93V230H90ZM51 230L53 231V233H50V232H52ZM125 230H126V232H125ZM144 230L146 231V233ZM1 231L3 232V234ZM16 231H17V233H16ZM24 231H25V233H24ZM60 231H61V233H60ZM70 231H72V232H70ZM22 232H23V234H22ZM159 232H160V234H159ZM19 233H20V236H19ZM203 233H205V234H203ZM53 234H56V235H53ZM57 234H59V236ZM94 234H96V235H94ZM36 235H40V236H36ZM91 235H93V236L90 237ZM46 236H48V237L50 236L49 240H48V237H46ZM175 236L178 237V236H180V234L175 231ZM199 236L202 238H199ZM59 237L60 238L62 237V238L60 239ZM83 237L77 235V240L78 239L81 240V239H83ZM88 237H89V239H88ZM121 237H122V239H121ZM17 238H18V240H17ZM42 238H43V240H42ZM52 238H53V240H52ZM56 238H59V239H56ZM90 238L94 242H92ZM2 239H3V241H2ZM7 239H11V240L7 241ZM22 239H23V241H22ZM4 240H6L8 243H6V241H4ZM51 240H52V242H51ZM140 240H142L141 241L142 243L138 242ZM34 241H35V243H34ZM49 241L51 242V244ZM87 241H89L91 243H89ZM113 241H116V242H113ZM135 241L138 244L135 243ZM238 241H239V239L235 240L233 242L230 241V242H226L225 244L223 243L221 245V247L218 249V251H216L217 254L219 255V257L221 256L223 259L230 257L233 250H236L237 246L239 247ZM3 242H5L6 244ZM110 242H109V244H110ZM43 243H44V245H43ZM4 244H5V246H4ZM9 244H12V247H10ZM6 245L8 248L6 247ZM86 245L85 246L83 245V247L85 248ZM135 245H136V247H135ZM179 245H182V246H179ZM200 245H201V248H200ZM3 246H4V248H3ZM13 246H15L13 252H15V251L16 252L13 253L10 250L9 254H11V255H6V254H8L9 247L11 249H13ZM196 247L199 248L200 250H198ZM161 248L163 250H161ZM184 248H186V249H184ZM187 248H188V250H187ZM3 249H5V251H3ZM123 249H125V250H123ZM20 250H21V252H20ZM33 250H35V251H33ZM174 250H178V251H174ZM18 251H19V253H18ZM127 251H129V252L127 253ZM162 251H166V252H163V254H162ZM36 252H37V254H36ZM118 253L123 254V255H121L122 257ZM171 253L173 254V256ZM175 253L177 254V256ZM185 253L188 255L187 258H186ZM188 253H190V254H188ZM17 254H19V257ZM22 255H23V258H22ZM158 255H161V257L159 256L160 258L158 257V259H157ZM174 255L176 258L178 257V255H179V257L176 259L174 257ZM16 256H17V258H16ZM117 256L118 257L120 256L121 258L120 257L118 258ZM152 256H155L154 257L155 259H153ZM3 257L5 258L4 260H2ZM142 257H144V258H142ZM138 258L141 260H138ZM182 258H184V259H182ZM150 259H151V261H150ZM16 260H18V261H16ZM26 261H28V262H26Z\"/></svg>","mask_w":264,"mask_h":264}]
</instances>
